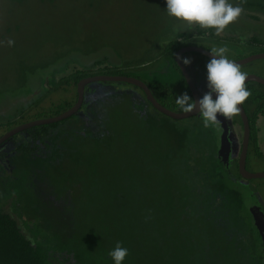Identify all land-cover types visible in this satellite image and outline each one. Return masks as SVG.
Returning <instances> with one entry per match:
<instances>
[{"label": "trees", "instance_id": "16d2710c", "mask_svg": "<svg viewBox=\"0 0 264 264\" xmlns=\"http://www.w3.org/2000/svg\"><path fill=\"white\" fill-rule=\"evenodd\" d=\"M5 1L27 5L32 1L44 4L58 0ZM234 1L243 10L264 11L262 0ZM89 2L90 7H95L98 1ZM250 18L256 21V17ZM196 29L198 36L209 33L214 37V29ZM164 33L170 36L166 42H154L145 54L160 51V44L165 43L162 55L173 60L181 47L179 38L188 39L189 35H175L173 30ZM249 43L256 46L261 40L253 36ZM102 60L94 61L89 70L75 69L40 95L27 94L26 104L20 105L15 113L18 118L0 123V127L9 131L24 121V114L33 121L67 111L73 105L71 101L64 98L49 102V96L61 90L67 97L83 78L122 76L117 67L105 64L104 61H109L107 57ZM245 86L251 93L242 104L249 120L250 141L254 155L264 159L256 129L257 120L264 116V86L253 82ZM149 88L162 92L157 98L161 104L170 92L162 84ZM140 93L146 100L143 91ZM102 99L91 111L94 119L99 114L94 122L97 130L83 128L78 115L84 108L82 105L68 119L30 128L10 139L26 134L30 141L18 144L16 150L36 155L40 150L36 144L47 149L46 140L52 133L54 138L60 137L58 163H51L55 160L52 156L41 167L53 177L44 186L52 188L59 198H69L65 205L70 215L65 217L70 221V236L63 237V232L54 225L58 222L50 224L51 218L43 222L32 205L24 209L30 213L24 221L32 236L30 240L0 210V264H52L50 250L70 255L75 264H114L109 252L118 243L129 250L123 264H264V210L257 198L261 195L237 171L236 182L231 181L226 159L219 157L217 144L210 142V138L217 137V128H204L196 120L186 124L189 127L184 129L187 133L182 139L171 138L166 142L163 136L157 146L152 137L161 135L155 130L161 122H151V115L140 102L127 92ZM44 102L49 103L44 106ZM68 124L73 127L65 128ZM10 182L9 190L16 191L19 197L26 196V171Z\"/></svg>", "mask_w": 264, "mask_h": 264}, {"label": "rangeland", "instance_id": "374dc122", "mask_svg": "<svg viewBox=\"0 0 264 264\" xmlns=\"http://www.w3.org/2000/svg\"><path fill=\"white\" fill-rule=\"evenodd\" d=\"M96 1L98 2L94 3L95 7H90L89 4L92 2L89 0L76 2L58 0L56 3L44 4L32 1L34 4L27 5L8 4L5 0H0L1 124L18 118L15 113L20 105L26 104L31 92L40 95L58 79L69 75L75 69L89 70V66L94 61L105 59V57L109 59L104 61L105 64L117 67L122 76L135 78L148 87L160 84L168 87L169 99L163 101L162 105L170 111L182 113L177 109L175 96L181 95L182 91L185 92L188 89L184 84L182 73L175 62L173 63L172 58L162 55V44L165 43L160 44V51L152 52L150 56L145 54L154 42H166L170 36H165V31L168 34L173 30L175 35H189L186 41L179 38L181 44L191 43L208 52L226 47L229 49L226 55L234 61L254 54L255 49L264 48V11L260 9L243 10L240 17L221 35L217 36L214 30V37H211L209 33L197 35L196 28H205L187 27L182 22L169 17L165 10V0ZM262 1L264 3V0ZM229 2L238 6L234 0ZM249 16L256 17V21ZM253 36L261 40V43L256 46L249 43ZM9 41L13 43L9 44ZM183 59L191 61L189 65H184L197 90L200 91L201 86L206 87L207 84L206 65L210 59L193 52L185 53ZM245 68L246 71L264 79V60L254 61ZM124 92L140 102V105L151 115V122L155 124L161 122L155 129L160 131L161 135L158 138L152 137L156 140L157 146L160 143L158 139L163 136L166 142L171 138L182 139L187 133L184 129L189 127L186 124L196 122L192 118L174 121L162 116L143 99L139 89L133 85L94 82L87 85L84 108L78 113L82 118L83 128L90 131L97 130L98 127L94 125V122L99 114L96 113L94 119V113L91 111L95 110L98 101H104L102 98ZM156 93L154 96L157 98L162 94V92ZM76 96L75 88L67 94V97L60 90L48 98L49 102L67 98L74 104ZM115 99H118V96ZM48 103L44 102V106ZM24 116L21 124L32 121L28 114ZM227 120L230 122L237 120L236 123L231 124L232 127L229 125L231 140L235 143L237 153L239 149L237 142L241 141L242 124L237 114ZM256 126L258 127V147L264 157V116L259 117ZM71 127L73 125L68 124L65 128ZM6 129L4 126L0 127V137L7 132ZM54 135L55 133H52V136L47 138V149L42 144H36L39 145L40 150L36 155L33 154L34 156L24 155L16 150L18 144L30 141L26 134L19 135L15 140H8L0 147V210L9 215L16 222L21 233L30 240L32 236L24 225L30 213L24 209L28 210L32 205L36 207V214L43 218V222L51 218L50 224L52 221L58 222L52 223L63 232V237L70 236L68 226L70 221L67 220L68 217H65V214L70 215L65 205L69 200L68 196L59 198L52 188L44 186L46 181L50 184L53 177L46 174L41 165H45V161L48 162L52 156L55 160L51 163L57 164L56 153L57 151L61 153V145H58L61 139L54 138ZM252 149H249L247 155L248 170L254 173L264 172V159L257 158ZM25 171L28 178V192L25 197H19V194L9 190L8 186L11 184L10 181L17 179ZM233 175L232 173V177ZM233 179L234 177L231 181L236 182ZM237 181H239L238 178ZM249 184L252 190L261 195L257 198L264 210V178L251 179ZM237 186L239 187L238 184ZM233 187L236 186L233 185ZM64 226H68L66 232L63 231ZM50 256L52 264H75L70 255L67 256L61 251L50 250Z\"/></svg>", "mask_w": 264, "mask_h": 264}, {"label": "clouds", "instance_id": "9594fccd", "mask_svg": "<svg viewBox=\"0 0 264 264\" xmlns=\"http://www.w3.org/2000/svg\"><path fill=\"white\" fill-rule=\"evenodd\" d=\"M167 15L187 27L199 26L214 29L217 36L243 12L241 6H234L229 0H165ZM9 41V44H12ZM229 49L220 47L213 49L211 59L206 65L207 92L198 100H194L187 92L175 96L177 109L186 114L198 110L205 127L219 123L218 117L231 118L239 113L242 105L251 95L245 86L247 73L228 58ZM187 66L189 59H183ZM129 250L117 244L109 252L114 264H123Z\"/></svg>", "mask_w": 264, "mask_h": 264}, {"label": "water", "instance_id": "95a60500", "mask_svg": "<svg viewBox=\"0 0 264 264\" xmlns=\"http://www.w3.org/2000/svg\"><path fill=\"white\" fill-rule=\"evenodd\" d=\"M188 52H194L204 57H207L209 59H211V53L201 48L194 47V46L183 47L175 53V63L177 67L179 68L180 72L182 73L185 79V82L187 86L189 87V90L192 94L193 99L198 100L200 97L197 93L194 83L192 79L190 78L187 72V69L182 60L183 54L188 53ZM257 60H264V52L253 54L249 57L239 59L235 62L239 66H244V65H247L248 63H251ZM94 82H114V83H126L129 85H133L143 91L146 100L152 105V107L155 110H157L159 113L171 119H174V120H182L185 118L198 115V110L194 111L191 114H186V113H176V112L170 111L169 109L163 107L155 100L148 86L135 78L126 77V76H107V75L92 76V77L83 78L78 82L77 87H76L77 99L74 105H72L70 109L61 113L60 115L50 117V118H45V119L33 120V121L23 123L21 125H18L10 129L3 136L0 137V145L4 143L5 141H7L8 139L12 138L14 135L19 134L25 130H28L33 127L42 126V125H48L52 123L61 122L65 119L70 118L74 114H76L82 106L85 87ZM248 82L257 83V84H261L264 86V79L260 78L257 75H252V74L247 75L245 84H247ZM238 107L240 108L238 115L243 125V139H242L241 152H240L239 160H238V172L240 176L246 180L264 178V172L254 173L246 169V158H247V150H248V144H249V138H250V127L248 123V117H247V114L245 113L243 106L239 105Z\"/></svg>", "mask_w": 264, "mask_h": 264}, {"label": "flooded vegetation", "instance_id": "af4514ba", "mask_svg": "<svg viewBox=\"0 0 264 264\" xmlns=\"http://www.w3.org/2000/svg\"><path fill=\"white\" fill-rule=\"evenodd\" d=\"M183 40H188V39H183ZM180 44H181V42H180ZM190 46H194V47H197V46H195V45H193V44H181V47L179 48V49H181V48H183V47H190ZM254 48V47H253ZM178 49V50H179ZM262 49H264V48H262ZM262 49H258V50H254V54H257V53H262V52H260L259 50H262ZM177 50V51H178ZM176 51V52H177ZM256 51H257V53H256ZM175 52V53H176ZM189 53V52H188ZM194 53V52H193ZM252 53V52H251ZM253 55V54H252ZM183 56H184V54H183ZM183 56H182V60H183ZM249 56H251V55H249ZM249 56H246V57H249ZM246 57H240V59H243V58H246ZM239 60V59H238ZM173 61L175 62V54H174V58H173ZM252 63V62H251ZM251 63H248V64H251ZM176 64V63H175ZM247 64V65H248ZM177 66V65H176ZM245 66L246 65H244V66H240V68H241V71H243V72H245V73H247V75H249V74H252V75H256V74H254V73H251V72H249V71H246L245 69ZM179 69V68H178ZM184 78V77H183ZM194 83V82H193ZM249 83V82H248ZM184 84L185 85H187L186 84V82H185V79H184ZM184 85V86H185ZM246 85V84H245ZM194 86H195V84H194ZM77 87V86H76ZM87 87V86H86ZM86 87H85V90H84V99H83V102H84V100H85V94H86ZM149 88V87H148ZM195 88H196V86H195ZM139 89V88H138ZM150 89V88H149ZM187 89H188V91L186 90L185 92H187L188 94H189V96L190 97H192V94H191V92H190V90H189V87L187 86ZM141 90V89H140ZM139 90V91H140ZM196 90H197V88H196ZM207 84H206V87L205 86H201V89H200V91L199 90H197V93H198V95H199V97L201 98L206 92H207ZM142 91V90H141ZM140 91V92H141ZM150 91H151V93H152V95H153V97L155 98V100L159 103V101L157 100V97L156 96H154V93H156L157 91L154 89V88H152V89H150ZM176 91V90H175ZM185 92H183L182 91V93H185ZM175 93H177V92H175ZM181 93V94H182ZM77 94V93H76ZM144 94V93H143ZM157 94V93H156ZM155 94V95H156ZM178 94H180V92L178 93ZM158 98H160L159 97V95H158ZM193 98V97H192ZM76 99H77V96H76ZM167 99H169V97H167ZM166 99V100H167ZM166 100H162L161 102L163 103V101L165 102ZM75 102H76V100H75ZM160 105H162L161 103H159ZM74 105V104H73ZM82 105H83V103H82ZM152 106V105H151ZM163 107H164V105H162ZM82 107V106H81ZM157 111V110H156ZM158 112V111H157ZM237 116H238V118L240 119V117H239V115L237 114ZM248 117V116H247ZM190 118H192V119H194V120H197V121H199V123H201L202 124V126L204 127V128H210V127H205L204 126V124H203V120H202V118L200 117V115L198 114V115H196V116H193V117H189V118H185V119H190ZM218 119H219V124H217V125H215L214 127L215 128H217V131H218V133H217V137L216 138H210V142L212 143H214V144H217V148H216V152H218L219 153V157H224V159H226V163H227V169L229 170V173H230V175H231V177H232V173L234 174L233 175V177L235 176V172L237 171V174L238 175H240L239 174V172H238V160H239V155H240V152H241V147H242V139H243V125H242V135H241V137H240V139H241V141L239 140V142H237L238 143V145H239V149H237V153L235 152V143H233L232 142V140H231V130H230V128H229V125L232 127V125L231 124H234V123H236L237 122V120H234V121H232V122H230V120H227L228 118H225V117H218ZM182 120H184V119H182ZM182 120H177V121H182ZM258 121V120H257ZM240 122H241V119H240ZM248 123H249V120H248ZM241 124H242V122H241ZM256 124H257V122H256ZM19 125H21V124H19ZM212 127V126H211ZM249 127H250V125H249ZM191 128H193V126L191 127ZM258 127L256 126V129H257ZM258 133V132H257ZM250 138H251V131H250ZM250 138H249V144H248V150H247V155H248V151H249V149L251 150L253 147V145H252V143H251V141H250ZM11 139V138H10ZM10 139H8V140H10ZM7 140V141H8ZM7 141H5V142H7ZM5 142L4 143H2L1 145H0V147L3 145V144H5ZM253 150V149H252ZM247 164H248V156H247V158H246V169L248 170V168H247ZM235 169H236V171H235ZM232 170H233V172H232ZM249 171V170H248ZM241 177V176H240ZM242 178V177H241ZM234 180V179H233ZM244 180H246V179H244ZM239 181H241V180H239ZM245 183H248V181H245ZM241 184H243V183H241ZM249 184V183H248ZM243 185H246V184H243Z\"/></svg>", "mask_w": 264, "mask_h": 264}]
</instances>
